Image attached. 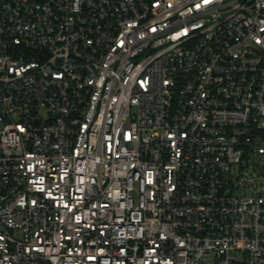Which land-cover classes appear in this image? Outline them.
<instances>
[{"label": "built area", "instance_id": "1", "mask_svg": "<svg viewBox=\"0 0 264 264\" xmlns=\"http://www.w3.org/2000/svg\"><path fill=\"white\" fill-rule=\"evenodd\" d=\"M0 264H264V0H0Z\"/></svg>", "mask_w": 264, "mask_h": 264}]
</instances>
